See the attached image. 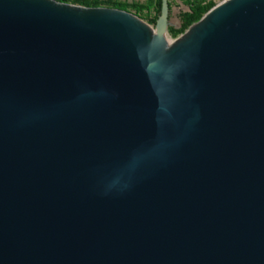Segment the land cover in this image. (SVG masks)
I'll list each match as a JSON object with an SVG mask.
<instances>
[{"label": "water", "instance_id": "obj_1", "mask_svg": "<svg viewBox=\"0 0 264 264\" xmlns=\"http://www.w3.org/2000/svg\"><path fill=\"white\" fill-rule=\"evenodd\" d=\"M171 14L0 0V264H264V0Z\"/></svg>", "mask_w": 264, "mask_h": 264}, {"label": "trees", "instance_id": "obj_2", "mask_svg": "<svg viewBox=\"0 0 264 264\" xmlns=\"http://www.w3.org/2000/svg\"><path fill=\"white\" fill-rule=\"evenodd\" d=\"M62 2H71L74 4L86 6V7H99V6H108L113 8H120L123 10H131L135 9L136 13L139 16H142V12L145 8H148L154 3V0H151L147 4H128L121 1L116 0H58ZM184 3L188 6V10L181 13V21L182 24L180 28H175L173 26L169 27V32L173 36H177L178 34L185 31L187 28H189L194 22L200 20L205 13H207L212 7H214L215 2L205 0H196L193 2L184 1ZM161 4L162 0H156L157 5V11L158 14H160L161 11ZM172 2L170 0V6ZM155 22V21H153Z\"/></svg>", "mask_w": 264, "mask_h": 264}, {"label": "built area", "instance_id": "obj_3", "mask_svg": "<svg viewBox=\"0 0 264 264\" xmlns=\"http://www.w3.org/2000/svg\"><path fill=\"white\" fill-rule=\"evenodd\" d=\"M117 1L125 2V3H128V4H147L148 3V2L134 1V0H117ZM172 1H173V4L175 3L174 5L178 6V8H180V10H182L181 13L186 11V6H187L186 4L185 5L184 4H180V0H171V2ZM184 1L193 2V1H196V0H183V3H184ZM205 1L206 2L213 1V2H217V4H219V3H221L224 0H205ZM154 3H155L154 5H151L148 8H145L143 10V12L141 13V14H147L148 19L147 20L144 19V18H142V19L146 20V22H148L153 27L156 26V22H157V19L159 17V14H158V11H157V7H156V0H154ZM178 4H180V5H178ZM187 8H188V6H187ZM133 13L137 14L135 9H134ZM153 21H155V22H153Z\"/></svg>", "mask_w": 264, "mask_h": 264}, {"label": "rangeland", "instance_id": "obj_4", "mask_svg": "<svg viewBox=\"0 0 264 264\" xmlns=\"http://www.w3.org/2000/svg\"><path fill=\"white\" fill-rule=\"evenodd\" d=\"M103 1H107V0H103ZM117 1V0H116ZM134 1H143V2H150L151 0H134ZM169 2H170V0H169ZM68 3H71V2H68ZM72 4H74V3H72ZM155 3H153L152 5H154ZM175 4V3H174ZM173 4V1H172V4H171V8H172V17H171V20H172V23L174 24V25H176V26H179L180 25V22L177 20V17L179 18V20H181V11L182 10H180V8H178V6H176V5H174ZM180 4H184L185 5V3H183V0L181 1L180 0ZM180 4H178V5H180ZM217 4V2H215V5ZM214 5V6H215ZM156 7H157V5H156ZM188 10V8H187V6H186V11ZM128 11H130V12H134V9H131V10H128ZM179 11V12H178ZM141 18H144V19H148V16H147V14H142V16H140ZM145 20V21H146ZM182 22V21H181ZM188 29V28H187ZM186 29V30H187ZM185 30V31H186ZM185 31H183L182 33H184ZM182 33H180V34H178L177 36H173V35H171L170 34V32H169V28H168V34H169V36H170V38H171V40L173 41V40H175L178 36H180Z\"/></svg>", "mask_w": 264, "mask_h": 264}]
</instances>
